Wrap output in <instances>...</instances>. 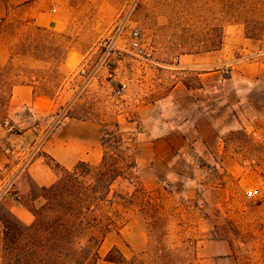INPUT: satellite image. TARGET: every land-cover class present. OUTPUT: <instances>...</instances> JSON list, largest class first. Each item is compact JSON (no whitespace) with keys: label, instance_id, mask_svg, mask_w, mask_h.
Here are the masks:
<instances>
[{"label":"rangeland","instance_id":"rangeland-1","mask_svg":"<svg viewBox=\"0 0 264 264\" xmlns=\"http://www.w3.org/2000/svg\"><path fill=\"white\" fill-rule=\"evenodd\" d=\"M53 1L56 26L34 24L27 2L0 16V182L17 189L62 129L98 150L92 167L118 151L135 167L110 185L111 205L68 212L75 164L46 157L55 182L27 181L19 200L32 224L0 200V264H92L108 225L103 264H264V0ZM118 27L122 58L86 82ZM68 220L85 223L83 255L66 249ZM112 241L124 252L105 253Z\"/></svg>","mask_w":264,"mask_h":264},{"label":"crops","instance_id":"crops-1","mask_svg":"<svg viewBox=\"0 0 264 264\" xmlns=\"http://www.w3.org/2000/svg\"><path fill=\"white\" fill-rule=\"evenodd\" d=\"M51 1L52 0H0V16H4L6 14L10 5L14 6L27 2L30 6V15L34 24L45 27L56 26L61 22L60 5L55 1ZM62 130L63 132L65 130L68 136L61 137V139L58 140L54 135L52 140L50 139L47 141L46 145L43 146L45 156L42 154L37 157L24 170V173L18 177V199L5 197L1 200L3 206L10 213V215L24 225H30L34 220L32 212L21 204V201H19L22 196L26 194L25 183H27V181H31L36 186L48 187L56 180V173L45 162L46 157L52 158L56 163L68 168L80 161L90 163L91 160H95V157L97 156L98 150L96 148L91 150V144L88 142L85 143L82 138H79L81 136L79 131L73 129ZM75 133L77 135L76 140L72 137ZM109 238V234H107L98 246L96 251L98 258L95 264L104 263L101 259L103 256L101 255V249L105 246V243ZM113 248L118 251L120 250V252H124L118 241H112L106 247L105 253Z\"/></svg>","mask_w":264,"mask_h":264},{"label":"trees","instance_id":"trees-1","mask_svg":"<svg viewBox=\"0 0 264 264\" xmlns=\"http://www.w3.org/2000/svg\"><path fill=\"white\" fill-rule=\"evenodd\" d=\"M108 134L107 136H109ZM106 135L101 136V145L105 146V142L109 139H105ZM119 135H111L110 138L116 141V144L120 142ZM117 149L119 148V145H117ZM127 157L124 155L123 152L118 151L116 154H108L104 152L101 161L99 164L95 167H92L87 162H77L71 172L66 173V182L70 181V187H69V194L75 193L77 196V204L76 206H67L68 212H72V207L76 210L80 207H83V203L86 204V210H89L91 207L90 212H94L95 209L97 210V207H100V203H106L107 205L112 204V200L108 199V193H109V187L113 183L114 180L117 178H124V175L126 174L124 170L134 168L135 163L133 160L129 161V163L126 161ZM81 176L83 178H86L87 176L90 178L89 182L86 181H79L78 177ZM60 190V188H59ZM58 190V191H59ZM105 190V191H104ZM50 192L55 193L57 192V187L53 186L50 188ZM123 200H125L124 197ZM31 211V210H30ZM32 212V211H31ZM97 225L100 222L99 217H95L92 219V222H96ZM85 223L80 220L78 222V226L74 224V222H65L64 226V233H65V242H66V249L68 252H71L76 254L77 256L84 254V247L83 244L80 241V235H83L85 233ZM110 231V226H106L104 232L102 233V238L97 241L95 244L96 247L100 244V241L103 240L106 234H108ZM89 241H94L93 236H90ZM114 249V248H113ZM122 261L126 263V259H124L120 255ZM96 258H98L97 253H94V261L92 264H95ZM108 263L111 264H120V261L106 259L105 260ZM83 264V262L81 263Z\"/></svg>","mask_w":264,"mask_h":264},{"label":"built area","instance_id":"built-area-1","mask_svg":"<svg viewBox=\"0 0 264 264\" xmlns=\"http://www.w3.org/2000/svg\"><path fill=\"white\" fill-rule=\"evenodd\" d=\"M121 27L115 29L108 36L104 37L98 45V54L99 58L94 67L87 71L82 69L80 71V75L85 79L86 82L95 78L99 73L100 69H103L105 73H107L108 77H110V66L111 62L115 59H121L122 54L120 49L116 46L117 39L120 35ZM140 34L138 29L134 28L130 31V43L129 48L131 50L137 51L140 49ZM121 89L115 91V93H119ZM251 194V193H249ZM4 197H11L13 199H18V190L15 186V176H12L8 181L4 183L0 182V200Z\"/></svg>","mask_w":264,"mask_h":264}]
</instances>
